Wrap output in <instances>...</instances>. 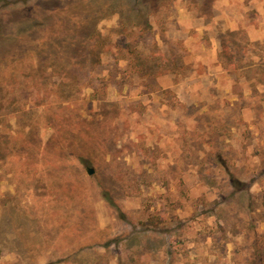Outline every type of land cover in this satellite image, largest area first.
Listing matches in <instances>:
<instances>
[{
  "label": "rangeland",
  "instance_id": "374dc122",
  "mask_svg": "<svg viewBox=\"0 0 264 264\" xmlns=\"http://www.w3.org/2000/svg\"><path fill=\"white\" fill-rule=\"evenodd\" d=\"M263 193L264 0H0V264H264Z\"/></svg>",
  "mask_w": 264,
  "mask_h": 264
},
{
  "label": "trees",
  "instance_id": "16d2710c",
  "mask_svg": "<svg viewBox=\"0 0 264 264\" xmlns=\"http://www.w3.org/2000/svg\"><path fill=\"white\" fill-rule=\"evenodd\" d=\"M3 41H2V43L4 42V40H6V39H2ZM261 205H262V207L264 208V193H263V195H262V198H261Z\"/></svg>",
  "mask_w": 264,
  "mask_h": 264
},
{
  "label": "water",
  "instance_id": "95a60500",
  "mask_svg": "<svg viewBox=\"0 0 264 264\" xmlns=\"http://www.w3.org/2000/svg\"><path fill=\"white\" fill-rule=\"evenodd\" d=\"M87 174H88V175H91V174H92V170L88 169V170H87Z\"/></svg>",
  "mask_w": 264,
  "mask_h": 264
}]
</instances>
